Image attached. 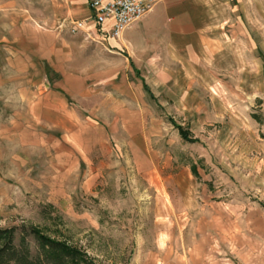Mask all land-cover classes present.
<instances>
[{"label": "rangeland", "instance_id": "1", "mask_svg": "<svg viewBox=\"0 0 264 264\" xmlns=\"http://www.w3.org/2000/svg\"><path fill=\"white\" fill-rule=\"evenodd\" d=\"M62 1L0 0V227L98 264L264 263V0L182 1L132 65Z\"/></svg>", "mask_w": 264, "mask_h": 264}, {"label": "trees", "instance_id": "2", "mask_svg": "<svg viewBox=\"0 0 264 264\" xmlns=\"http://www.w3.org/2000/svg\"><path fill=\"white\" fill-rule=\"evenodd\" d=\"M132 65V63H131ZM138 72L136 69H134ZM264 77V62H263ZM144 83V82H143ZM145 90H149L146 83ZM173 124L178 128L182 139L196 142L198 139L191 136L181 125ZM191 169L195 171L192 164ZM19 232L16 241V232ZM30 236L33 245L27 237ZM0 264H98L84 250L67 242L46 235L35 226L0 227Z\"/></svg>", "mask_w": 264, "mask_h": 264}, {"label": "crops", "instance_id": "3", "mask_svg": "<svg viewBox=\"0 0 264 264\" xmlns=\"http://www.w3.org/2000/svg\"><path fill=\"white\" fill-rule=\"evenodd\" d=\"M89 0H63L64 14L66 17L74 20L89 18L92 14L88 5ZM152 3L150 10L137 22L127 27L120 37L111 38L100 32L96 34L99 43L111 53L124 56L127 61L142 63L143 58H147L144 62H155L152 46L148 43L149 32L154 28H162L167 18L174 19L178 13L172 12L180 2H192L193 0H149ZM85 19V20H86ZM90 23L84 22V26L93 27L92 20ZM86 27V28H87ZM130 58V59H129ZM201 264V263H193ZM203 264H222V263H203ZM225 264V263H223ZM238 264H264V263H238Z\"/></svg>", "mask_w": 264, "mask_h": 264}, {"label": "built area", "instance_id": "4", "mask_svg": "<svg viewBox=\"0 0 264 264\" xmlns=\"http://www.w3.org/2000/svg\"><path fill=\"white\" fill-rule=\"evenodd\" d=\"M92 14L86 20H92L97 33L118 38L122 32L139 21L151 8L149 0H89ZM82 27V21H74Z\"/></svg>", "mask_w": 264, "mask_h": 264}]
</instances>
